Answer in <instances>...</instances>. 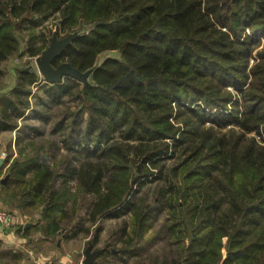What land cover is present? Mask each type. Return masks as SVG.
I'll list each match as a JSON object with an SVG mask.
<instances>
[{
    "label": "trees",
    "instance_id": "trees-1",
    "mask_svg": "<svg viewBox=\"0 0 264 264\" xmlns=\"http://www.w3.org/2000/svg\"><path fill=\"white\" fill-rule=\"evenodd\" d=\"M247 30L264 39V0H0V91L2 64L53 36L73 34L52 67L91 70L18 72L0 94V133L27 148L7 189L41 206L23 235L93 250L111 221L107 264H264V43Z\"/></svg>",
    "mask_w": 264,
    "mask_h": 264
},
{
    "label": "rangeland",
    "instance_id": "rangeland-1",
    "mask_svg": "<svg viewBox=\"0 0 264 264\" xmlns=\"http://www.w3.org/2000/svg\"><path fill=\"white\" fill-rule=\"evenodd\" d=\"M246 33L257 37L261 41L260 46L262 47L264 39L261 36L260 32L247 30ZM72 36L73 34L66 38H58L57 36L51 37L49 47L45 53H47L48 51L58 52L64 46V44L69 42ZM261 47L253 51L252 57L250 59V65L254 64V59L256 58L257 52L261 49ZM23 49L24 46L22 45L18 52L9 57L8 60L4 64H2L1 68L4 73L2 84L4 85V87H2L0 94L6 93L11 87H13L18 72L35 71L40 79V82L38 84H51L54 82H58L65 77L73 78L81 84H85L89 80L91 70L82 73L76 70H72L68 65L64 64L58 66L57 68L52 67V69L55 71V75L48 76L39 69L38 65V60L43 57L45 53L36 58H30L26 55H23ZM118 57L119 55L116 51L103 52L98 56L95 66H98L107 58ZM37 85L32 87V92L37 91ZM32 107H34L33 104ZM17 133L18 131L15 130L11 132L0 133V210L8 211L12 214V216H14V211H16L19 219L22 220V225L23 223H25L24 225L37 226L40 223L41 206L20 210L15 201L19 199V196L12 197L10 195L11 191L7 189V185L10 179V163H12L14 159L20 157L24 158V154L27 152V148H24L23 141L17 140ZM254 137L256 138V140H259L258 137ZM6 158L7 160H5ZM9 196L12 198H10ZM113 225L114 222L111 221L103 222V233L101 234L99 243L96 245V248H93V250L91 249L92 246L88 244V239L91 241L92 238L89 237L87 239H83L82 237H78L75 240L66 241L64 240L66 233L62 234L59 238H55V241H53L52 243H49L44 241V237L42 234L32 232V235H30V237L33 241H36L34 242V246L32 245V248H35L36 250L43 248L44 254L48 256L56 255L55 257H58L70 255L74 258L76 264H85V260L89 255L92 258L91 263L95 261V264H107L102 262L101 259L98 258V254L103 250V242L108 236L109 231L114 227ZM222 253L223 255H225L224 249L222 250ZM111 264L115 263L112 262Z\"/></svg>",
    "mask_w": 264,
    "mask_h": 264
},
{
    "label": "crops",
    "instance_id": "crops-1",
    "mask_svg": "<svg viewBox=\"0 0 264 264\" xmlns=\"http://www.w3.org/2000/svg\"><path fill=\"white\" fill-rule=\"evenodd\" d=\"M14 212L12 224L3 227L0 223V264H76L70 255L48 256L43 248H32L36 241L23 235L22 227L26 228V225H22V220Z\"/></svg>",
    "mask_w": 264,
    "mask_h": 264
},
{
    "label": "water",
    "instance_id": "water-1",
    "mask_svg": "<svg viewBox=\"0 0 264 264\" xmlns=\"http://www.w3.org/2000/svg\"><path fill=\"white\" fill-rule=\"evenodd\" d=\"M72 38V37H71ZM70 41V40H69ZM69 42H67L66 44H64V46L58 51V52H54V51H48L47 53H43L44 56L41 57L38 60V65H39V69L42 70L46 75L48 76H54L55 75V71L52 69L51 66V62L54 59L55 56H57L62 50L63 48L68 44ZM42 54V55H43ZM63 65V64H61ZM64 65H68L72 70H76L75 68H72L68 63H64ZM60 66V65H59ZM79 72V71H78ZM30 226V225H26V228ZM92 258L89 256H87V259L85 260V264H90L91 263Z\"/></svg>",
    "mask_w": 264,
    "mask_h": 264
},
{
    "label": "built area",
    "instance_id": "built-area-1",
    "mask_svg": "<svg viewBox=\"0 0 264 264\" xmlns=\"http://www.w3.org/2000/svg\"><path fill=\"white\" fill-rule=\"evenodd\" d=\"M0 223L3 227H8L13 223V216L10 212L0 210Z\"/></svg>",
    "mask_w": 264,
    "mask_h": 264
}]
</instances>
